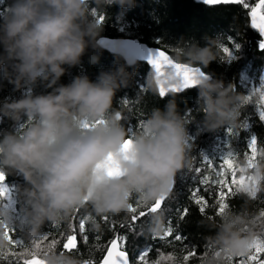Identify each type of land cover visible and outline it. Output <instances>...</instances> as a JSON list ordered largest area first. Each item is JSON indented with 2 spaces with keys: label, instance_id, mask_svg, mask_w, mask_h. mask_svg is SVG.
Segmentation results:
<instances>
[{
  "label": "clouds",
  "instance_id": "1",
  "mask_svg": "<svg viewBox=\"0 0 264 264\" xmlns=\"http://www.w3.org/2000/svg\"><path fill=\"white\" fill-rule=\"evenodd\" d=\"M135 6L136 0H6L3 6L0 80L21 90V95L0 99V122H10L8 128H0V172L22 178L17 189L27 238L38 235L46 222L67 219L85 202L97 215L127 213L132 196L151 205L171 192L177 174L188 166L189 122L174 97L163 108H153L131 134L120 113L112 110L116 92L131 80L130 61H117L94 81L80 74L60 83L67 68L79 65L89 49H101L103 25L91 9L99 13L116 7L119 18ZM219 36L203 37V45L179 39L175 60L199 68L222 61ZM89 61L97 62L98 56ZM160 80L165 88L180 84L171 69ZM196 80V100L203 114L200 129L237 127L246 95L213 73L204 72ZM38 86L45 91H35ZM144 87L159 94L154 70L145 76ZM21 122L24 127L18 132ZM125 141L130 142L127 148ZM109 167L119 173L110 175ZM250 174L264 179V162H258ZM206 226L214 231L207 238L212 250L203 264H225L227 256L247 255L257 239L251 219L243 214L227 212L219 222ZM163 228L162 216L151 217L152 232ZM5 245L0 231V246ZM42 260L80 264L76 257L55 249L45 251Z\"/></svg>",
  "mask_w": 264,
  "mask_h": 264
},
{
  "label": "trees",
  "instance_id": "2",
  "mask_svg": "<svg viewBox=\"0 0 264 264\" xmlns=\"http://www.w3.org/2000/svg\"><path fill=\"white\" fill-rule=\"evenodd\" d=\"M5 2L6 0H0V13L3 11ZM257 2L258 0H249L250 7L255 6ZM93 10L95 9L92 8L91 12ZM118 11L119 9L116 7H110L106 12H96V16H105L100 37L136 38L148 46L164 50L175 60L176 46L181 38L185 40L194 39L203 45V37L220 35L217 51L219 57H221L223 54L222 47L232 46L228 39L231 36L240 45L238 49L233 51L235 59L231 61H213L207 68H201V70L206 73H213L225 83L232 82L235 90L245 95L248 94L250 87L259 86L260 77L264 75V50L259 49L258 42L264 37H261L255 29L251 28L250 23L249 26H245L246 10L242 6L232 4L206 5L195 0H136V6L131 10H127L122 17L118 18ZM93 55L98 56V61L90 63L89 57ZM117 61L120 64H126L122 57L117 54L110 53L102 48L99 52L89 49L81 58L79 65L67 68L60 79V83L67 84L74 76L80 74H86L90 80L94 81L101 70L115 67ZM191 66L200 67L198 65ZM127 70L132 72L131 80L128 86L116 92L112 102V110L122 115L121 123L124 124L126 129L132 127L133 133L140 128L141 121L146 118L153 108H163L167 99L174 97L178 110L189 122L187 128L191 136L190 143L192 147L187 154L188 166L191 165L193 169L196 167L202 168L203 171L198 174L200 177L209 174L207 165L199 154L201 152L209 157H219L227 147L231 146L236 153L234 163L238 164L239 167H245L247 163L245 153L251 155V151L246 146L250 135L258 137L257 152L259 153L261 149H264V122L259 120L254 104H246L241 107L238 126L234 128L238 132L236 137L230 138L223 127L212 132L203 131L198 123L203 114L196 100V88L186 89L181 93L170 92L164 98H161L158 93H153L144 87L145 76L150 70L146 63L137 61L133 65L127 66ZM35 91L43 92L45 89L38 86ZM20 95L21 90L14 89V86L6 80H0V99L5 97L18 98ZM258 98L257 95L254 100ZM245 120H247L249 127L241 129L240 125ZM21 124L23 122L17 126L16 130L18 132L23 130L24 126L21 128ZM9 125L10 122L7 120L0 122V128H8ZM257 160L264 162L261 161L259 155ZM219 163L221 162L216 161L217 166ZM188 166L181 170V172H186V176L183 180L178 181L169 193V198L164 204V211L157 214L162 216L164 224L163 230L159 233L163 234V231L169 226V220H171L172 227L186 237L183 243H168L158 237L154 239L155 233L150 230L151 217H145L138 221L135 231H133L128 227H120L121 223L130 220L129 213L97 215L87 206V202H85V206L74 209L67 219L55 224L46 222L38 235H48V242L53 238L60 241L55 250L76 257L80 264H86L88 261H91L92 264H100L110 240L118 236L126 238V242L118 240V244L120 250L127 253L130 264H143L139 257L145 253H147L145 255L146 264H154L156 260H159L160 264H175L174 261H168L162 259V257L171 254L179 257L182 261L183 255L193 250H195L196 255L191 257L187 264H203L204 259L202 258L212 250L209 248L210 244L207 238L214 231L206 225L219 222L221 217L216 214L218 206L216 208L209 206L205 213H201L199 206L190 200V191L199 185L189 178L197 174L188 172ZM251 171L249 170V174ZM7 177L6 184L9 187L15 185V195L19 202L16 206L20 211L21 202L18 199L17 184L23 183L22 178L19 175L9 174H7ZM227 179L230 181L231 176L229 175ZM213 191L218 192L219 189L214 187ZM200 195L205 196L209 205L215 203V199L209 193L204 192L203 189H201ZM0 199H3L5 203L7 202L6 198ZM129 202L135 207L138 201L135 196H132ZM226 202L230 205L229 212L246 215L248 219L258 217L260 212L264 211V181L261 182V192L257 198L253 199L246 195H240L230 198ZM184 208L189 209V214L181 221L176 216V210L183 211ZM140 210H144L143 206L140 207ZM74 216L75 221L73 220ZM105 216L108 217L107 224L104 223L103 218ZM81 217L90 218L86 220V230L89 236L87 244L79 236V219ZM93 220L95 223L92 222ZM73 223H75L79 244L78 250L69 252L63 249V243L66 242L68 235L73 234L71 227ZM113 223L116 225L115 230H112ZM254 230L257 234H260L261 239H264V234H261L259 227H254ZM97 235L100 237L99 240L96 239ZM18 237H23L26 241L30 240L23 232L19 231L13 235V239ZM168 240H173V237H169ZM183 249H186V251H182ZM12 251H23V249L12 245L0 249V264H9L10 261L15 264L10 255ZM39 258L42 259V255ZM238 259L234 258L235 264H238Z\"/></svg>",
  "mask_w": 264,
  "mask_h": 264
},
{
  "label": "snow or ice",
  "instance_id": "3",
  "mask_svg": "<svg viewBox=\"0 0 264 264\" xmlns=\"http://www.w3.org/2000/svg\"><path fill=\"white\" fill-rule=\"evenodd\" d=\"M206 4L209 5H220V4H232L240 5L244 10L245 14V26H249L255 29L261 37H264V0H258L255 6L250 7L249 0H204ZM250 9V10H249ZM92 14L97 15L96 11L93 10ZM98 20L100 23H103L105 20L104 15H99ZM231 47L224 46L222 47L221 59L223 61H231L235 59L233 54L234 49L240 47L239 43L236 42L234 37H228ZM258 47L260 50H264V39H261L258 42ZM146 55L143 57L152 70L155 71L157 75V84L159 88V97L164 98L168 93H181L183 90L190 89L195 87L197 80L196 76H203L204 72L199 67L190 66L188 64L179 63L170 55L166 54L165 51L157 49H146ZM171 69L173 74L180 80L178 86H171L165 88L160 78L166 76V70ZM248 94L245 96L246 104H254L256 106V112L259 117V120L264 122V75H261L259 86H252L249 88ZM258 95V99L254 100V97ZM127 103V101H125ZM245 104V105H246ZM119 118L122 119V115L119 114ZM24 125L21 124L22 128ZM85 126H89L85 124ZM249 124L245 120L241 125V129H247ZM129 133H132V127L128 129ZM229 137H236L238 134L237 130L234 128H229L226 130ZM258 142V137L255 135H250L247 139L246 146L247 149L251 151V155L245 153V159L247 163L245 167H239L238 164L234 163L236 160L235 150L231 146L227 147L219 157H209L203 152L199 153L203 158V162L207 165L209 170L208 175L200 177V174L203 169L200 167L192 168L191 165L188 166V172H194L197 175H192L189 178L195 181L199 186L195 187L190 191V200L197 206H199V211L205 213L206 209L211 206L216 208L217 216L222 217L225 213L229 212L230 205L226 201L230 198H234L240 195H246L250 198H257L258 194L261 192V182L264 179L257 180L256 177L249 174V170H252L257 163V156L259 155L261 161H264V149H261L258 153L256 150V145ZM129 141H125L124 147L127 148ZM109 161H111V156H109ZM216 161H220L217 166ZM109 174H118L119 169L116 167L108 168ZM239 173V176H238ZM231 176V180L227 179L228 176ZM186 176V172L182 171L176 177L172 185L173 190L174 186L178 181L183 180ZM238 177V178H237ZM8 179L7 174L0 172V198H6L7 202H3V199H0V212L6 211L9 213L8 216L0 215V231L3 232L4 238L7 242L5 246H0V249L7 247L8 245L15 246L16 248L23 249V251H12L10 253L15 264H44V261L39 258L45 251L56 249L57 244L60 242L56 239H51L46 234L36 235L30 238L29 241H26L23 237H18L13 239V235L18 231L23 232L24 229V218L21 211H18L17 204L19 203L15 195V185L9 187L6 184ZM214 187L218 188L219 191H213ZM201 189L204 192L209 193L214 199L215 203L209 205L208 200L205 196L200 195ZM169 198V194L162 195L158 200L153 202L151 205L142 204L137 202V205L134 207L131 203L129 205L128 212L130 214V220L126 223H121V228H131L135 231L137 222L142 220L145 217H153L164 211V204ZM143 206L144 210H140V207ZM189 214V209L184 208L183 211L177 209L176 216L179 217V220L183 221ZM75 216L73 220L75 221ZM90 219L87 217H81L79 219V236L83 238L85 244L88 243L89 236L86 230V220ZM104 223H108V217H104ZM252 225L254 227H259L261 229V234H264V211H261L258 217L251 219ZM95 223V221H92ZM169 226L166 230L163 231L161 235L159 232L155 233L154 239L159 238L161 240L167 241L168 243L180 242L186 239L182 233H179L178 230L172 227V221L169 220ZM55 224V223H53ZM51 227V226H50ZM72 232L73 234L66 237V242L63 243V249L68 250L69 252L73 250H78L79 239L76 233L75 223H73ZM115 223L112 224V230H115ZM169 237H173V240H168ZM99 235L96 239L99 240ZM118 240L126 242V238L118 236L110 240V246L107 248V254L104 256L102 264H129L127 253L125 251L118 250L120 245ZM211 248V245H209ZM182 251H186L183 249ZM145 253L139 257V260L146 264L145 262ZM196 252L188 251L186 255H183L182 261L179 257L173 255H168L162 257V259L168 261H174L175 264H187L191 257L195 256ZM30 257V258H29ZM264 239L260 238V234H257V239L254 241L253 245L250 248V251L247 255L240 256H227L225 257V264H235L234 258L238 259V264H264ZM206 255L202 258L205 259ZM9 264H13L12 261ZM86 264H92L91 261L86 262ZM154 264H160L159 260L154 261Z\"/></svg>",
  "mask_w": 264,
  "mask_h": 264
},
{
  "label": "water",
  "instance_id": "4",
  "mask_svg": "<svg viewBox=\"0 0 264 264\" xmlns=\"http://www.w3.org/2000/svg\"><path fill=\"white\" fill-rule=\"evenodd\" d=\"M198 3L206 4L204 0H195ZM209 5V4H206ZM101 48L110 52L119 55L126 62H131L133 65L135 62H144L148 65L147 61L143 58L146 55V49H157V47L148 46L147 44L139 41L136 38H120V37H108L101 36ZM160 49V48H159ZM161 51H164L160 49ZM167 54V53H166ZM191 66V65H190ZM151 70V67L148 65ZM196 67V66H194ZM195 88V87H193ZM191 89V88H190ZM184 91V90H183ZM110 246V243L108 247ZM107 247V248H108ZM120 250V248L118 249ZM121 251V250H120ZM107 254V249L103 255ZM128 257V255H127ZM103 258L100 262L102 264ZM129 260V258H128ZM130 264V261H129Z\"/></svg>",
  "mask_w": 264,
  "mask_h": 264
}]
</instances>
